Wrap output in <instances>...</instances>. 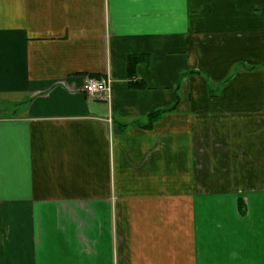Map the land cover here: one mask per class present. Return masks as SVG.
Instances as JSON below:
<instances>
[{"label": "crops", "instance_id": "0c3cea01", "mask_svg": "<svg viewBox=\"0 0 264 264\" xmlns=\"http://www.w3.org/2000/svg\"><path fill=\"white\" fill-rule=\"evenodd\" d=\"M0 264H264V0H0Z\"/></svg>", "mask_w": 264, "mask_h": 264}, {"label": "built area", "instance_id": "2783aa9c", "mask_svg": "<svg viewBox=\"0 0 264 264\" xmlns=\"http://www.w3.org/2000/svg\"><path fill=\"white\" fill-rule=\"evenodd\" d=\"M83 87L89 96L96 97L111 90V80L108 78H97L90 75L85 80Z\"/></svg>", "mask_w": 264, "mask_h": 264}, {"label": "trees", "instance_id": "16d2710c", "mask_svg": "<svg viewBox=\"0 0 264 264\" xmlns=\"http://www.w3.org/2000/svg\"><path fill=\"white\" fill-rule=\"evenodd\" d=\"M162 112H163V110L155 111V112L151 113L150 118L154 119V118L158 117Z\"/></svg>", "mask_w": 264, "mask_h": 264}]
</instances>
